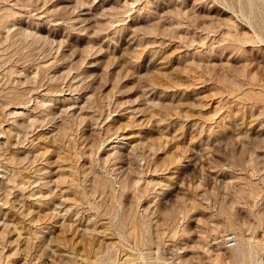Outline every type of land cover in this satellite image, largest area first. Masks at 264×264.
I'll return each instance as SVG.
<instances>
[{"label":"rangeland","instance_id":"374dc122","mask_svg":"<svg viewBox=\"0 0 264 264\" xmlns=\"http://www.w3.org/2000/svg\"><path fill=\"white\" fill-rule=\"evenodd\" d=\"M0 264H264V0H0Z\"/></svg>","mask_w":264,"mask_h":264}]
</instances>
